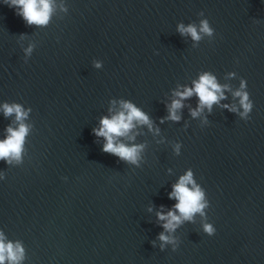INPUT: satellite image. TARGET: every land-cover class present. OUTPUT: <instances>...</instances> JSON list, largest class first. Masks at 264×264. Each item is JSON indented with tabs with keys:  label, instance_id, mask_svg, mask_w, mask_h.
I'll return each instance as SVG.
<instances>
[{
	"label": "water",
	"instance_id": "1",
	"mask_svg": "<svg viewBox=\"0 0 264 264\" xmlns=\"http://www.w3.org/2000/svg\"><path fill=\"white\" fill-rule=\"evenodd\" d=\"M50 8L46 25H28L0 0V141L21 123L5 103L21 106L28 128L21 161L0 160V234L23 249L15 264H264V0ZM206 73L223 97L201 110L198 95L176 93ZM238 90L253 102L247 118ZM122 103L149 120L116 138L139 147L136 163L104 152L94 132L126 113ZM188 171L206 207L169 233L157 213L179 215L169 195ZM162 232L176 251L161 249Z\"/></svg>",
	"mask_w": 264,
	"mask_h": 264
},
{
	"label": "clouds",
	"instance_id": "2",
	"mask_svg": "<svg viewBox=\"0 0 264 264\" xmlns=\"http://www.w3.org/2000/svg\"><path fill=\"white\" fill-rule=\"evenodd\" d=\"M4 3L10 8H19L16 15L21 16L28 25H46L49 20V14L51 11L50 0H4ZM178 31L181 34H190L193 40H200L201 36L197 31L195 25H189L185 27L183 24L178 26ZM200 32L211 35L208 22L201 21ZM30 51V49H29ZM97 67L99 65L97 64ZM245 87V82H241V88ZM195 93L200 100V109L204 106L211 109L213 103L218 102L223 97L221 86L215 81V78L209 74H204L200 77L198 82H194V88L185 89L184 92H177L176 95L181 99L189 97ZM219 94V95H218ZM235 96L240 98V105L243 108V112L240 113L241 117L247 118L248 114L253 109V102L249 100V94L246 91H236ZM122 107L126 110L114 115L111 119L105 117L101 120V127L94 132L97 136H103L106 139V143L103 146V151L119 157L123 161L130 163H136L138 158L139 147H128L123 143H117L116 138L122 137L133 127V121L141 123H149L148 117L133 106L131 103H122ZM182 104L180 100L173 101L169 108L170 119L179 120L180 117L176 115V110L181 108ZM3 110L6 116L15 113L16 120L21 122L18 129L8 127V137L0 141V160H5L7 163H11L13 160L18 163L21 161L22 146L24 144V138L28 132L27 126L22 123L26 118L27 113L21 108L19 104L9 105L5 103ZM199 113L193 111L192 115L195 117ZM188 185H193L190 189ZM169 198H175L178 202L175 204V211H169L167 214L157 213L158 219L165 221L162 227L165 231L173 232L179 224L184 220L191 221L194 214L200 213L203 215V209L206 207V203H202L204 200V193L198 186H195V182L192 178V172L182 176L177 184L173 186V191L170 193ZM204 231L212 236L216 229L211 224L204 225ZM161 249L166 244H173V251H176V241L172 237L165 235L163 232L159 236ZM15 262L23 259V249L17 243L15 246L12 243L5 244L3 236L0 234V264H4L5 260Z\"/></svg>",
	"mask_w": 264,
	"mask_h": 264
}]
</instances>
